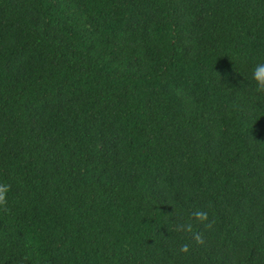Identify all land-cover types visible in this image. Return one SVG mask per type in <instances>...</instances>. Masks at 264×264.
Listing matches in <instances>:
<instances>
[{
    "label": "trees",
    "instance_id": "16d2710c",
    "mask_svg": "<svg viewBox=\"0 0 264 264\" xmlns=\"http://www.w3.org/2000/svg\"><path fill=\"white\" fill-rule=\"evenodd\" d=\"M258 62L264 0H0V264H264Z\"/></svg>",
    "mask_w": 264,
    "mask_h": 264
},
{
    "label": "clouds",
    "instance_id": "9594fccd",
    "mask_svg": "<svg viewBox=\"0 0 264 264\" xmlns=\"http://www.w3.org/2000/svg\"><path fill=\"white\" fill-rule=\"evenodd\" d=\"M250 79L254 82L256 91L264 93V62H258L253 66ZM10 187L9 183L0 180V209H3L4 211H8L7 203ZM193 215L195 219L200 222H203L208 218V213L204 210H197ZM187 230L191 231V226H189ZM196 239L198 242L202 243L199 236H197ZM182 251L187 252L188 245H184Z\"/></svg>",
    "mask_w": 264,
    "mask_h": 264
}]
</instances>
